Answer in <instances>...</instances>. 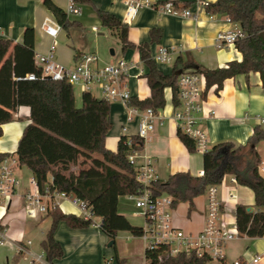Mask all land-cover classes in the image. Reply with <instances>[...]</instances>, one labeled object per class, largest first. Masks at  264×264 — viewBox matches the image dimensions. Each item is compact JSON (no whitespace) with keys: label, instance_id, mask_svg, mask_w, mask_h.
Segmentation results:
<instances>
[{"label":"trees","instance_id":"16d2710c","mask_svg":"<svg viewBox=\"0 0 264 264\" xmlns=\"http://www.w3.org/2000/svg\"><path fill=\"white\" fill-rule=\"evenodd\" d=\"M84 3L88 0H74ZM45 6L52 10L58 23L67 30L73 23L67 21L66 13L50 0H44ZM212 15H225L231 21L238 22L244 32L234 46L241 53V59L228 61L224 66L214 69L196 67L190 56L183 59L178 56L170 73L162 72L150 55V45L160 42L161 29L150 30V41L133 44L127 40L128 26L119 17L97 10L100 23L110 29L120 40L122 49L137 48L146 66V81L150 96L145 99L131 98L129 104L144 109H158L166 105L164 90L171 88L170 103L178 105L177 80L186 68L203 72L205 88L215 87L218 93L227 78L238 74L248 75L258 72L264 84V0H215L205 7ZM33 29L27 28L22 41L12 43L10 39H0V63L8 47L13 44L12 52L0 67V136L2 125L12 119V112L21 105L30 110V122L25 124L15 151L19 165H25L36 178L37 189L60 190L69 195L87 200L96 217L100 218V229L109 240H114L118 232L127 231L139 236L141 226L132 224L118 212V199L122 195L137 193L142 184L135 179L136 172L129 164L126 152L142 147V139L132 137V144H126V138L120 136L116 150L105 146L107 132L112 127L110 120V102L98 98L86 90L81 95L79 106L75 105L73 85L64 80L41 78L33 59ZM33 72L36 80L24 78V74ZM9 109V110H8ZM189 151H195L194 141L177 130ZM264 140V127L256 125L251 136L244 144L219 142L203 151V174L193 176L187 172H176L162 181L151 184L153 194L166 193L173 197L172 203H188V213L195 208L194 198L205 193L207 185H219L226 174H230L241 185L253 192L256 209L254 212L238 203L234 218L239 234L249 237L262 236L264 232V178L259 171L260 155L256 145ZM96 153L101 158L93 157ZM8 153H0V163ZM78 157L82 158L81 168L76 172L69 170L70 164ZM51 217V226L41 242L44 255L50 263L63 255L61 244L54 239V232L60 221L70 228H88L92 221L80 216L63 212L59 207L47 213ZM4 227L0 224V230ZM165 247L154 250L144 249L147 264H206L211 258L197 255L194 250L165 255ZM117 264H126V260L117 258Z\"/></svg>","mask_w":264,"mask_h":264},{"label":"crops","instance_id":"0c3cea01","mask_svg":"<svg viewBox=\"0 0 264 264\" xmlns=\"http://www.w3.org/2000/svg\"><path fill=\"white\" fill-rule=\"evenodd\" d=\"M50 1L66 13L67 21L73 22L67 30L61 26V31L56 37L55 58L68 67L75 62L79 54L85 52L97 54L98 40L101 36L105 37L106 32L114 35L110 29L100 23L97 16V10L100 9L114 14L127 24V40L133 44L149 42L151 28L161 29V40L159 43H151L150 55L152 56L160 45L175 46L178 51L171 62L159 63L154 60L157 67L166 74L170 73L173 62L178 56H182L183 59L190 56L196 67L210 69L224 66L233 59H241V53L235 46L215 48L216 32L228 28V24L223 21V15L216 14L210 18L205 8L198 10L194 4L196 0H171L178 6L190 7L196 14V19L163 15L152 8L143 7L128 22L124 21L125 0H88L84 3H76L80 9L78 14L67 13L68 0ZM151 1L160 3L166 0ZM207 1L214 2L215 0ZM45 18L57 21L53 11L45 6L44 0H0V39H10L12 43H19L23 39L25 30L32 28L33 53H45L52 43L50 36L42 27V21ZM93 27L96 30H93ZM61 35H64L62 40L65 43L58 40ZM117 40L119 39L117 38ZM119 43L120 58L132 64L129 69L131 75L129 86L133 98L140 100L148 98L150 89L145 77L146 66L138 49L135 47L122 49L120 40ZM12 47L13 44L3 55L0 67L10 57ZM114 54L115 51L110 49L109 56L99 57V64L113 62ZM221 87L218 93L215 92L214 86L205 90L203 104L205 112L210 113L203 119L201 128L208 137L210 147L219 144V142H231L234 145L244 144L251 136L253 127L258 125L255 115L264 116V84L258 72H250L248 75L238 74L233 78L225 79ZM92 89L97 90L96 88ZM92 89V94L100 98L95 95ZM78 90L80 105L84 90L80 86ZM164 96L166 106L161 109L164 114L168 115L173 105L170 103L171 88L168 87L164 90ZM79 105L76 104V106ZM114 106H111L110 109L112 127L104 137L105 146L112 151L116 150L119 138L124 134L122 126H127L129 136L133 137L137 128L136 118L127 121V109L122 103L117 102ZM9 111L12 112V119L1 124L0 153L16 156L18 139L26 126L25 124L30 122V110L27 106L21 105L14 111ZM256 150L261 159L258 168L264 178V140L257 143ZM91 155L101 158L96 153ZM139 155L138 160H141L142 156L150 157L153 160L158 179L162 181L176 172L188 171L193 176H199L203 171V153L187 149L177 136L175 122L170 119L165 120L162 125L159 123L155 125L149 139L143 143ZM81 162L82 158L78 157L70 164L69 170L71 172L78 171L82 166ZM14 173L21 181L19 195L15 196L7 205L0 202V224L4 227L3 230H0V264H30V254H44L41 242L52 222L47 213L33 217L25 215L21 195L28 189H32L28 179L33 174L23 164H18ZM230 194H233L234 197H230ZM218 197L223 206L222 218L227 223H235L234 211L238 203L245 205L250 212H254L256 209L252 190L239 184L230 174H226L218 185ZM58 201L63 212L78 215L75 205L63 199H58ZM193 202L195 208L190 213H188L189 204L186 202H181V208L175 209L174 207L173 210V223L185 232H197L203 225L202 215L207 203L205 194L195 197ZM134 210L133 204L126 195H122L118 199V212L123 214L128 221H130L129 217H138L134 215ZM95 221H100V218L95 217ZM115 237L114 247L108 246L109 238L98 225L92 224L88 228L72 229L66 222L60 221L54 232V239L61 244L63 256L51 264H117V258H124L126 264H137L132 261L128 262L124 254L125 250L121 251L119 244H116L119 238L132 239L135 236L123 230L118 232ZM27 239L31 240L30 244H26ZM18 245L25 247L19 250ZM225 251L228 259L242 255L249 257L255 252L264 253V232L262 236L254 238L240 234L226 244ZM211 260L206 264H211ZM215 263L222 264L219 261ZM143 264H146L145 259ZM259 264H264V259Z\"/></svg>","mask_w":264,"mask_h":264},{"label":"built area","instance_id":"2783aa9c","mask_svg":"<svg viewBox=\"0 0 264 264\" xmlns=\"http://www.w3.org/2000/svg\"><path fill=\"white\" fill-rule=\"evenodd\" d=\"M124 21H130L139 9L143 7L152 8L158 13L172 15L180 18L196 19V14L188 6H178L171 0L165 2H153L151 0H125ZM199 8H205L207 0H196L194 3ZM67 13L78 14L80 9L74 0H68ZM209 14V13H208ZM214 15L209 14L212 18ZM223 21L228 24V28L218 30L215 34V48L233 47L235 42L245 35L238 22L231 21L228 16H223ZM42 27L51 38V45L45 53L36 52L33 55L35 66L39 69L41 78L50 80H64L72 85L80 86L84 91H91L96 88L100 93V98L109 102H120L127 109V121L136 118L137 128L135 136L142 139V143L149 139L157 123L164 124L165 120L175 122L177 130L185 136H189L194 141L196 152L203 153L210 148L208 137L201 124L210 112H205V76L203 72L186 68L180 73L177 80L178 105H172L168 115L163 113L161 108L154 109L147 107L139 108L137 105L129 104L133 98L129 79V69L132 64L119 58L116 62L99 64L100 58L95 52H85L79 54L71 66H65L55 58L56 37L61 31V25L56 20L45 18ZM93 30H96L93 27ZM175 46L157 47L153 59L159 63H168L174 60L177 53ZM28 80H36L37 75L33 72L24 74ZM258 125L264 127V116L255 115ZM122 136L126 138V144H132V137L129 136L127 126H122ZM130 149L126 152L129 164L133 167L135 179L142 184V188L137 193L127 194L126 197L134 206V215L140 216L143 220L141 237L144 249L154 250L158 247H165V255H173L178 252H189L194 250L197 255L207 254L211 259H216L222 264H259L264 259V253L255 252L249 257L238 256L228 259L225 251L226 244L237 238L240 234L236 223H227L222 218L223 206L218 197V185H207L205 190L206 207L202 215L203 225L197 232H185L182 228L173 223L172 214L174 204L173 197L166 194H153L151 184L158 179L153 160L150 157L142 156L138 160L139 151ZM19 164L18 158L12 154H7L0 163V202L6 204L15 196L19 195L21 185L20 179L14 173L15 167ZM203 174V171L200 173ZM32 189H28L22 195V207L25 215L37 216L48 213L56 207H61L58 199L69 201L78 209V216L84 220L92 221L95 225H100V221H95V215L87 200L76 195H69L65 191L37 189V181L34 176L28 179ZM230 197H234L230 194ZM2 243V241H1ZM31 240L26 241L30 244ZM25 246L18 245L22 250ZM30 264H51L44 254H30ZM147 264V263H146Z\"/></svg>","mask_w":264,"mask_h":264},{"label":"rangeland","instance_id":"374dc122","mask_svg":"<svg viewBox=\"0 0 264 264\" xmlns=\"http://www.w3.org/2000/svg\"><path fill=\"white\" fill-rule=\"evenodd\" d=\"M66 34V32H64ZM64 34V35H65ZM64 35L60 36L59 37V41L60 42H64L62 39L64 37ZM99 42L97 43V54H98V57L102 58V57H107L110 55V49H113L115 51V54L114 57L115 58V62L120 58V43H119V40H117V38L112 35V34H109L108 32L105 33V37H102L99 38L98 40ZM113 61V62H114ZM73 89L75 90V105H79V86L78 85H73ZM94 90V93L95 95L97 96H100V93L95 90V89H92ZM111 103V106L113 107L114 105L117 104V102H110ZM115 107V106H114ZM181 202H179L177 204V206H175V209H179L181 208L180 206ZM129 220L139 226L141 224H143V220L142 218L139 216V217H129ZM121 235V234H119ZM116 244H119L120 246V249L121 251L124 249L125 250V255H126V258H127V261L128 262H133V263H137V264H143L144 263V244L142 242V239L141 237H138V236H135L134 238L132 239H126L125 237L123 238H119L117 240V243ZM218 260L214 259V260H211V264L214 263V264H217L215 262H217Z\"/></svg>","mask_w":264,"mask_h":264},{"label":"water","instance_id":"95a60500","mask_svg":"<svg viewBox=\"0 0 264 264\" xmlns=\"http://www.w3.org/2000/svg\"><path fill=\"white\" fill-rule=\"evenodd\" d=\"M47 79H50V78L47 77ZM113 242H114V240H109V242H108V246H111Z\"/></svg>","mask_w":264,"mask_h":264}]
</instances>
